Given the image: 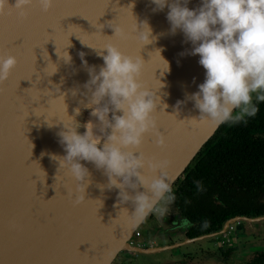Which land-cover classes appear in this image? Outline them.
Masks as SVG:
<instances>
[{
	"label": "water",
	"instance_id": "water-1",
	"mask_svg": "<svg viewBox=\"0 0 264 264\" xmlns=\"http://www.w3.org/2000/svg\"><path fill=\"white\" fill-rule=\"evenodd\" d=\"M15 2L8 0L9 7L13 8H6L0 15V54H11L18 60L8 80L0 84V264H111L125 250L139 254L159 251L160 248L129 245L150 213L133 220L129 216L135 212L133 202L118 204L119 189H109L108 178L104 175L98 180L106 179L99 198L93 201L94 198L64 233L55 235L54 229H51L47 245L37 258H30L32 255L27 253L33 251L22 245L18 230L4 229L12 224L16 228L24 227L16 219L17 215L13 218L9 216L20 207L21 200L5 181L6 175L14 169L8 162L10 158L5 156L13 155L12 143L19 133L32 131L39 122L48 121L53 115L65 111L66 105L67 109H71L88 103L90 93L83 85L90 75L79 53H85L87 66H96L97 72L104 64L98 53L102 51L107 55V50L102 48L108 44L117 46L126 55L140 56L144 61L140 80L145 83L188 51L192 52V43L186 41L182 31L177 30L175 34L170 31L171 25L167 20L169 9L165 7L163 11L153 12L155 5L151 0H54L53 7L46 13L34 0L26 18L20 17L19 10L14 8ZM201 3L202 0H189L187 6L196 9ZM145 21L152 29V36L156 37L146 45L136 33L137 28L142 30ZM117 27L125 31L126 38L114 36V28ZM56 48L58 53L67 51L72 57L71 62L66 63L57 54ZM51 62L57 66L54 74L56 66ZM202 72L196 83L177 100L184 101L179 110L177 101L168 110L163 105L157 106V131L164 135L165 145L158 146V137L151 132L139 149L148 159L167 162L157 172L147 167L143 171L148 177L166 173L170 186L220 125L200 118V111L189 98L204 82L206 70L203 75ZM55 86L66 93V105L62 99L48 104L50 97L47 91L53 92V99L60 95L55 92ZM72 90H77L76 95ZM90 167L92 171L97 170L94 164ZM97 171V175L104 173L101 169ZM138 190L146 191L143 186ZM128 191L135 194L131 189ZM261 219L264 217L255 220ZM255 220L232 218L223 224L219 232L190 238L182 244L219 237L228 224L235 221Z\"/></svg>",
	"mask_w": 264,
	"mask_h": 264
},
{
	"label": "clouds",
	"instance_id": "clouds-1",
	"mask_svg": "<svg viewBox=\"0 0 264 264\" xmlns=\"http://www.w3.org/2000/svg\"><path fill=\"white\" fill-rule=\"evenodd\" d=\"M37 2L45 13L54 4V0ZM33 3L34 0H16L14 8L19 10L21 18H26ZM151 3L155 5L153 12L163 11L165 7L169 9L167 20L171 25L170 31L173 34L177 30L184 33L186 41L193 45L191 54L199 55V64L206 70L199 90L189 97L200 111V118L219 125L246 122L247 118L256 116L259 111L257 102L264 101V0H202L201 6L196 9H189V0H151ZM6 8L13 7H9L8 0H0V15ZM114 33V36L126 38L121 28H114ZM136 33L144 45L156 39L146 21L142 30L137 28ZM102 49L107 50V55L102 51L98 53L104 61L98 72L96 66H87L85 53H79L90 75L83 85L90 93L85 107L92 109L91 119L83 125L86 128L83 134L77 131L81 125L74 116L68 115L66 93L55 86V92L60 95L53 99V92L47 91L50 97L48 104L62 99L68 117L72 118L67 123L60 120L63 128L58 135L66 155L53 156V159L59 161V170L67 169V175L77 182L75 192H68L70 197L74 196L76 205L86 200V189L92 183L89 169L80 162L87 161L103 170L109 189H119L118 204L133 202L135 212L129 215L133 220H139L153 211L163 213L159 202L166 196L168 200L173 198L167 174L160 172L158 176L148 177L143 170L147 167L157 172L167 162L148 159L139 151L145 134L149 132H155L158 146L165 145V137L157 131V121L153 116L161 98L156 94L157 90L141 82L144 61L140 56L126 55L113 44ZM57 54L66 63L72 60L67 51ZM17 64L14 55L0 54V84L8 80ZM56 71L57 66L52 74ZM76 92L72 90L73 95ZM253 94H256V102ZM183 103L177 101V110ZM164 107L167 108V104ZM74 112L78 116L80 109L76 108ZM96 126L103 136L102 140L92 130ZM101 141L102 146H98ZM141 186L146 191H139ZM129 189L135 194H130Z\"/></svg>",
	"mask_w": 264,
	"mask_h": 264
},
{
	"label": "bare ground",
	"instance_id": "bare-ground-1",
	"mask_svg": "<svg viewBox=\"0 0 264 264\" xmlns=\"http://www.w3.org/2000/svg\"><path fill=\"white\" fill-rule=\"evenodd\" d=\"M199 60V55H192L190 50L144 83L146 87L157 90L156 94L161 98L159 106L167 104L168 107L164 108L170 109L196 83L198 75L204 70ZM76 108L80 109L78 116L74 112ZM91 111L92 109L85 105L67 109L68 115L74 116L76 122L81 125L77 129L80 134L86 131L83 125L91 119ZM67 112L65 110L57 113L48 121L39 122L32 131L16 135L12 143L13 155L5 156L7 159L10 158L8 162L14 166L12 173L6 175L5 181L21 200L20 207L9 216L13 218L17 215L16 219L24 227L16 228V225L12 224L4 229L18 230L17 235L21 237L22 245L33 251L27 254L32 255L30 258L34 259L38 257L45 244L47 245L51 229H54L55 235L64 233L88 204L94 198L93 201L99 198L106 180L98 182L105 174L97 175L99 169L92 171L90 167L92 163L80 161L89 169L92 183L86 189V200L83 203L74 204V196L68 195L69 191L75 192L77 182L67 175V169L59 170V161L53 159V156L66 155L58 133L63 128L62 121L67 123L72 119L68 117ZM111 116L110 112L109 119ZM153 116L158 121L156 112ZM92 130L98 139H103L98 126ZM150 133L145 134L143 141ZM102 144L103 141L98 146Z\"/></svg>",
	"mask_w": 264,
	"mask_h": 264
},
{
	"label": "trees",
	"instance_id": "trees-1",
	"mask_svg": "<svg viewBox=\"0 0 264 264\" xmlns=\"http://www.w3.org/2000/svg\"><path fill=\"white\" fill-rule=\"evenodd\" d=\"M257 103L246 122L220 124L172 184L170 201L188 224L187 238L215 234L232 218L264 217V101ZM249 264H264V253Z\"/></svg>",
	"mask_w": 264,
	"mask_h": 264
},
{
	"label": "rangeland",
	"instance_id": "rangeland-1",
	"mask_svg": "<svg viewBox=\"0 0 264 264\" xmlns=\"http://www.w3.org/2000/svg\"><path fill=\"white\" fill-rule=\"evenodd\" d=\"M158 206L164 209L163 213L151 212L153 216L142 222L138 232H141L143 237L146 232L147 243H154L160 250L151 254H133L125 250L111 264H223L217 248L227 245V241L218 240L220 237L214 236L183 245L182 242L190 239L182 233L188 228V224L181 223L170 200L163 199ZM239 224L244 237L264 239V219ZM230 237L231 234L228 238Z\"/></svg>",
	"mask_w": 264,
	"mask_h": 264
},
{
	"label": "flooded vegetation",
	"instance_id": "flooded-vegetation-1",
	"mask_svg": "<svg viewBox=\"0 0 264 264\" xmlns=\"http://www.w3.org/2000/svg\"><path fill=\"white\" fill-rule=\"evenodd\" d=\"M260 201L264 202V193L260 195ZM179 220L181 221V223L184 222L180 217H179ZM252 220H255V219H252ZM240 227H241L240 224L234 226L233 231L230 233L231 237L227 238L226 240L227 242L225 244L227 245H221V246H218L217 248L219 255L223 261V264H249L252 258L254 257V255L264 253V239H261L259 237H258L259 239L254 238V236L252 239L250 238L251 236L244 237L242 233L240 232L241 231ZM185 230L182 233L186 237L187 228ZM144 234H145V237H143L142 233L138 232V229H137V231L132 236L129 242V245L131 247L138 246L139 248H144V247L146 248L149 247L152 249L160 248V247H156V245L152 242L147 243L146 241V239L148 238L147 233L144 232ZM231 239L234 240V242H232ZM218 240H220V238ZM140 244H142V246H140ZM130 253H133V252H130ZM223 254L229 255L227 261L224 260ZM119 255H117V257Z\"/></svg>",
	"mask_w": 264,
	"mask_h": 264
},
{
	"label": "built area",
	"instance_id": "built-area-1",
	"mask_svg": "<svg viewBox=\"0 0 264 264\" xmlns=\"http://www.w3.org/2000/svg\"><path fill=\"white\" fill-rule=\"evenodd\" d=\"M238 224H239L238 221H235L233 223H229L228 226H227V228H226V230H225V232L222 235L219 236L220 237V240L226 241L227 238H228V236L230 235V233L233 231V227L236 226V225H238Z\"/></svg>",
	"mask_w": 264,
	"mask_h": 264
}]
</instances>
